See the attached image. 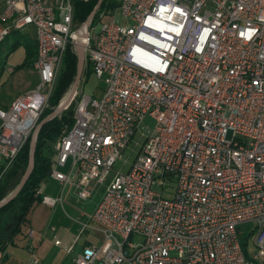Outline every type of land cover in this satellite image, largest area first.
Returning a JSON list of instances; mask_svg holds the SVG:
<instances>
[{
	"label": "built area",
	"instance_id": "1",
	"mask_svg": "<svg viewBox=\"0 0 264 264\" xmlns=\"http://www.w3.org/2000/svg\"><path fill=\"white\" fill-rule=\"evenodd\" d=\"M3 4L0 44L33 27L37 79L0 107V184L51 108L65 52L68 45L75 51L80 29L73 30L72 0ZM94 16L83 39L85 68L102 82L101 95L77 92L73 124L53 143L48 178L61 194H43L42 183L35 192L53 208L67 187L85 202L103 186L81 223V232L97 230L102 239L83 246L73 264H258L264 257V0H119L98 13V31ZM147 118L153 130L143 125ZM139 130L144 141L130 168L113 171ZM169 187L173 194L166 197ZM243 224L255 231L249 258Z\"/></svg>",
	"mask_w": 264,
	"mask_h": 264
},
{
	"label": "trees",
	"instance_id": "2",
	"mask_svg": "<svg viewBox=\"0 0 264 264\" xmlns=\"http://www.w3.org/2000/svg\"><path fill=\"white\" fill-rule=\"evenodd\" d=\"M98 0H72L74 8L73 19L76 23H83L88 15L95 7ZM119 1V0H118ZM117 0H104L100 5L97 14L94 16V21L98 13L104 10H112L118 5ZM20 46L25 48V59L20 67L30 65L36 56V44L29 41L26 36L15 32L11 36V44L8 47V54L14 52ZM77 59L71 45H68L64 55L63 67L57 78L56 86L50 98V109L45 110L40 121L45 118L51 111L58 106L60 100L65 93L70 89L75 73ZM16 67V69L20 68ZM88 78L91 71L87 65L84 71ZM1 77V76H0ZM53 108V109H52ZM74 109L69 106L59 116L45 123L39 130L35 155L34 167L31 175L24 185L20 193L10 203L0 208V251L4 247L12 243L13 238L22 233V230L27 223V216L34 207L40 203L41 198L36 196V189L48 177L51 166V157L53 155V143L62 134V132L71 127L73 124ZM29 143L30 138L26 141L23 148L18 153L11 170L7 173L4 180L0 184V201L4 199L13 188H9L10 179L17 178L23 174L29 158ZM247 240L242 242V248L246 256L249 258L247 251Z\"/></svg>",
	"mask_w": 264,
	"mask_h": 264
},
{
	"label": "crops",
	"instance_id": "3",
	"mask_svg": "<svg viewBox=\"0 0 264 264\" xmlns=\"http://www.w3.org/2000/svg\"><path fill=\"white\" fill-rule=\"evenodd\" d=\"M3 1L4 0L0 2V15L3 10ZM1 28L2 25L0 23V30ZM27 29H31V31L35 32L33 27H27L23 30L15 32L26 36L29 41H33L34 44H36L35 38L29 39L30 33L26 31ZM15 32H13L12 34H14ZM12 34L0 44V82L3 77L8 78V76L15 73L16 67H20L25 59L24 46H20L14 52L8 54L7 50L11 44ZM16 51H21V58L19 61H17V63L12 64L10 62V58ZM35 59L36 56L34 57L33 63L31 64L33 69ZM10 68L12 69L11 73L8 72V69ZM91 76L93 75L91 74L89 76L88 82ZM35 84L36 81L27 90H25L24 93L31 90L35 86ZM9 106H4L0 103L1 108L6 109ZM68 169L69 164L62 168L61 171L67 172ZM42 184L43 194L54 198L58 197L61 194L60 185L52 179L47 177L42 182ZM94 194L92 195V197L94 196ZM72 197L76 199V197L72 193V189L70 187H67L62 192V204H57L53 208H49L41 203L34 205L29 215L27 216V223L25 224L22 233L15 236L12 243L7 244L4 249L0 251V264H34L32 263L33 256H35V258L37 259V262L35 264H73L74 257L81 251L83 246L96 244L89 239V236L98 239V244H100L102 236L97 230L87 229L81 232L82 226L80 223L79 225L81 227L78 233L72 235L68 231L60 230L51 221L50 211L54 210L57 206H59L61 210L64 211V204L69 203ZM92 197L85 202L90 201ZM100 198L96 203H94L92 212L94 211ZM92 212L90 213V215L92 214ZM83 216L84 215H81V217ZM91 226L97 227L96 224H91ZM30 231H32L31 237H29L28 235ZM70 247H72V251L67 252Z\"/></svg>",
	"mask_w": 264,
	"mask_h": 264
},
{
	"label": "rangeland",
	"instance_id": "4",
	"mask_svg": "<svg viewBox=\"0 0 264 264\" xmlns=\"http://www.w3.org/2000/svg\"><path fill=\"white\" fill-rule=\"evenodd\" d=\"M1 1L2 0H0V2ZM3 9H4V5H3ZM118 20L121 23L126 24L125 20L123 19H118ZM101 23L102 22H97V21L94 22V26H96L95 28L96 31L100 29ZM80 26H81V23L75 22L73 30L75 31L79 29ZM26 31L30 33L29 39H34L36 37L35 32L31 31V29H27ZM20 58H21V51H16L15 53L12 54L10 58V62L12 64L17 63V61H19ZM88 78L85 76V74H83L77 92L80 94L86 93L87 95H90L93 97H99L101 95V90L103 87L102 82L98 81L94 76H91L88 82ZM35 81H36V72L32 68L31 64L16 69L15 73L8 76V78L3 77V79L0 82V103L4 106H9L15 100L17 96H19L20 94H23L24 91L27 90L31 85H33ZM68 91L65 93L63 98L66 96ZM78 97L79 96L77 94V96L75 97V99L70 105L72 110L75 107ZM63 98L60 100V102L63 100ZM143 125L146 126L149 130H153L154 128V122L148 118L144 121ZM143 141H144V134H142V130H139L132 137L127 148L122 153L121 159L117 161L116 164L114 165L113 171L127 172L132 162L134 161L135 155ZM21 176L22 174L19 175L17 178L10 179L9 188L14 189L16 185L18 184ZM102 189H103V186L98 187L95 191L94 196L88 202L81 203L80 201L72 197L69 203L64 204L65 205L64 211H62L61 208L57 206L54 210L50 211L51 221L60 230L68 231L72 235L77 234L81 227L79 224L86 222L88 220V217L90 213L92 212L94 203L98 201V199L100 198L102 194ZM154 190L158 192L160 191L159 188H154ZM165 191H167L168 193L166 194L168 195L166 197H170L173 194L172 187L165 189ZM81 215H84V216L81 217ZM90 224H94V223L90 222ZM240 231H241V236H240L241 243L247 240L246 251H247L248 256L251 257L252 255L256 253V248L253 245V237L255 233L253 225L243 224L240 226ZM89 239L92 240L93 243H96V244L99 243L98 239L96 238H92L89 236ZM133 241L140 242L141 238L134 237ZM258 264H264V257L260 258V260L258 261Z\"/></svg>",
	"mask_w": 264,
	"mask_h": 264
},
{
	"label": "water",
	"instance_id": "5",
	"mask_svg": "<svg viewBox=\"0 0 264 264\" xmlns=\"http://www.w3.org/2000/svg\"><path fill=\"white\" fill-rule=\"evenodd\" d=\"M103 1L104 0H98L97 1L96 5L93 8V10L91 11V13L88 15L86 20L82 23L80 29L85 27V34L83 36L84 38L86 37V31L88 29V26H89V24H90V22L94 16V14L99 9V7ZM78 31L76 33H78ZM74 46H75V55H76V59H77V66H76V73H75L73 83H72L68 93L63 98V100L58 104V106L56 108H54L51 111V113H49L45 118H43L39 122L37 128L32 133V135L30 137V143H29V158H28L27 166H26L18 184L16 185V187L11 191V193H9L4 199H2L0 201V208L4 207L8 203H10L12 200H14V198L20 193V191L23 189L24 185L28 181V179L31 175V172L33 170V167H34V155H35L36 139H37V135H38L40 128L45 123L51 121L55 117L59 116L64 110H66L71 105V103L73 102L74 98L77 95V90L79 88L82 76H83L84 71H85V65H86L85 48H86V44L84 41L83 42H74Z\"/></svg>",
	"mask_w": 264,
	"mask_h": 264
},
{
	"label": "bare ground",
	"instance_id": "6",
	"mask_svg": "<svg viewBox=\"0 0 264 264\" xmlns=\"http://www.w3.org/2000/svg\"><path fill=\"white\" fill-rule=\"evenodd\" d=\"M85 34V27L81 28L78 33L74 34V42H83Z\"/></svg>",
	"mask_w": 264,
	"mask_h": 264
}]
</instances>
